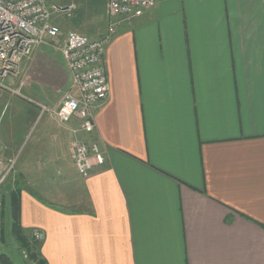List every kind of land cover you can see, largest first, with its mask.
Segmentation results:
<instances>
[{
    "label": "crops",
    "instance_id": "obj_1",
    "mask_svg": "<svg viewBox=\"0 0 264 264\" xmlns=\"http://www.w3.org/2000/svg\"><path fill=\"white\" fill-rule=\"evenodd\" d=\"M111 24L110 93L96 129L37 115L29 161L13 179L67 174V189L27 181L24 229L44 231L49 264H264V0H158L90 36ZM53 53L63 57L40 45L22 63L40 102L48 95L31 74L47 88L41 70L55 66ZM15 130L0 137V173ZM76 139L105 156L87 176L72 156Z\"/></svg>",
    "mask_w": 264,
    "mask_h": 264
},
{
    "label": "built area",
    "instance_id": "obj_2",
    "mask_svg": "<svg viewBox=\"0 0 264 264\" xmlns=\"http://www.w3.org/2000/svg\"><path fill=\"white\" fill-rule=\"evenodd\" d=\"M157 1L108 0V13L130 19L155 6ZM74 7L75 4L51 5L47 0H0V94L5 89L20 93L22 87L28 85L29 79L20 70L23 61L31 57L37 46L54 47L63 35L60 26L52 21V10L72 13ZM114 29L115 24H112L108 32L98 37L74 30L67 32L60 51L72 74V87L65 90L56 108L37 102L42 113L50 112L62 122L79 118V130L84 132L96 129V112L110 93L104 55ZM18 76L22 77L20 85L13 88L10 79ZM71 152L77 170L83 176H87L95 164L105 163V156L96 141L76 139ZM33 236L43 241L45 233L35 228Z\"/></svg>",
    "mask_w": 264,
    "mask_h": 264
},
{
    "label": "rangeland",
    "instance_id": "obj_3",
    "mask_svg": "<svg viewBox=\"0 0 264 264\" xmlns=\"http://www.w3.org/2000/svg\"><path fill=\"white\" fill-rule=\"evenodd\" d=\"M47 2L51 5L55 4L63 7L69 4H75L72 13H68L67 10H52V21L57 23L63 31L60 41L52 47L59 55L62 53L60 46L64 43L67 32L74 30L89 35L95 34L105 26L110 17H114L108 13V0H47ZM111 26L112 24L109 25L108 29ZM52 55V58L55 59V63L53 62L55 66L51 67L45 63L41 70L43 77L49 78L46 81V83H49L47 88L44 83H39L40 80H38L35 71L31 75L34 81L33 87H40V89H36L47 93L48 99L44 102L47 105L53 104V108H55L61 100L62 93L66 89H69L70 86L68 87L67 85V66L64 64L63 57L58 56L56 53ZM28 61H25V63ZM20 70L22 75L23 71H26L22 64ZM57 75H59L58 78ZM52 76L55 78L52 79ZM21 78V76L16 77L15 83L12 86L13 88H17L20 85ZM5 81L8 83V79H5ZM2 93L3 95H0V137H2V140L4 139L5 132L12 122L16 130L15 138L11 140L12 142H9V146L5 150L12 158L8 164H4L6 169L0 173L1 200L3 195H8L9 191L17 187L22 188L27 181L32 183L29 185L35 189H67V174L66 176L63 174L55 175L53 179H13L17 169L24 161H29V153L34 142L35 128L40 120L39 117L43 114L47 116L49 113H42L41 107L37 104V102L41 101L40 97L33 94L26 86L22 87L20 93H16L10 89H5ZM18 110H22V113ZM38 113H40L39 117H37ZM26 130H28V133L24 142H21L23 135L25 136L26 134ZM0 218L4 221V225L7 228L6 235L8 237L6 245L2 244V251H6L16 264H32L33 262L30 260L27 251L20 246L19 241L11 232L12 222L9 216L7 214L5 216L1 214ZM30 229L28 228V230ZM33 230L32 232H27V234L33 236Z\"/></svg>",
    "mask_w": 264,
    "mask_h": 264
},
{
    "label": "trees",
    "instance_id": "obj_4",
    "mask_svg": "<svg viewBox=\"0 0 264 264\" xmlns=\"http://www.w3.org/2000/svg\"><path fill=\"white\" fill-rule=\"evenodd\" d=\"M21 192L22 188L17 187L9 191L8 195H3L0 215L3 214L5 216L7 214L9 216L12 222L11 232L19 241L20 246L27 251L30 260L33 262L32 264H49L42 253V241L33 238L32 235H28L22 225ZM6 230L4 221L0 218V264H16L6 251H2V244L6 245L8 240Z\"/></svg>",
    "mask_w": 264,
    "mask_h": 264
}]
</instances>
